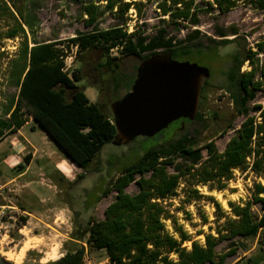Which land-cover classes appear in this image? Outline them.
I'll use <instances>...</instances> for the list:
<instances>
[{
    "label": "trees",
    "instance_id": "obj_1",
    "mask_svg": "<svg viewBox=\"0 0 264 264\" xmlns=\"http://www.w3.org/2000/svg\"><path fill=\"white\" fill-rule=\"evenodd\" d=\"M29 1L0 0V60L7 52L3 50L6 41L20 38L19 59L23 61L18 69L16 102L8 112L9 119L0 121V141L6 137L4 129L9 133L17 132L32 117L71 162L81 168L82 172L75 179L79 182L102 149L112 144L117 133L111 101H105L101 94L105 90L103 85L92 83L90 85L97 86L101 94L97 102H92L85 89L78 85L84 79L82 69L65 70L66 51L62 40L36 39L40 22L33 16ZM74 1L80 2L83 22L91 29L78 32L68 43L77 47L75 57L82 64L88 52L100 53L98 65L105 74L111 75L114 91L123 87L129 92L136 79L137 73L129 76L121 72L124 57L144 61L155 53L165 52L182 59L195 51L200 53L220 45L234 46L222 88L229 94L235 112L223 134L230 129L235 133L224 151L217 148L215 140L204 147L196 146L197 141L190 132L146 150L109 181L103 194L115 191L116 195L107 206L104 218L90 217L85 222H75L70 239L64 244L63 256L45 264H83L85 255L92 250H103L109 264H226L227 258L236 254L237 247L232 243L235 247L218 253L219 243L235 237L254 238L264 230V184L254 183L251 199L243 206L229 202L234 217L225 219L217 229V236L207 234L204 244L192 241L189 249L183 247V243L190 240L185 231L175 228L179 238L167 231L164 220L172 216L164 202L178 196L182 183L186 184L183 191L187 185H192V194L198 199L203 195L197 186L223 191L233 178L234 169L264 174V104L253 103L258 92L264 91V58L258 57L264 54V41L256 43L257 49H253L234 31L233 38L222 33L219 40L208 38L210 43L205 46L202 41L196 42V37L190 40L193 36L190 34L189 38L177 40L169 36L165 28L148 37L139 28L129 31L126 26L131 20L128 15L131 7H135L141 18L143 0H106L105 4L99 3L101 0ZM239 1L264 11V0H209L208 4L225 13ZM158 9L162 20L167 22L168 17L177 29L200 23V6L196 0H162ZM107 12L113 13L118 21L101 28L99 21ZM193 33L200 34V31L196 29ZM246 62L251 68L243 71ZM1 74L0 63V78ZM203 83L206 85L207 79ZM238 116H243L244 120L236 129L233 122ZM203 119L199 110L195 121ZM183 120L188 119L173 124ZM29 158L30 155L24 157V162L16 166L17 171L25 172ZM169 167L173 168L172 172ZM133 183L137 191L131 194L126 187ZM208 198L216 202L214 197ZM253 204L260 205V213L252 211ZM216 205L219 208V203ZM172 254L176 255L175 259ZM260 260L264 257L247 259L253 264Z\"/></svg>",
    "mask_w": 264,
    "mask_h": 264
},
{
    "label": "rangeland",
    "instance_id": "obj_2",
    "mask_svg": "<svg viewBox=\"0 0 264 264\" xmlns=\"http://www.w3.org/2000/svg\"><path fill=\"white\" fill-rule=\"evenodd\" d=\"M129 1V0H126ZM139 1V0H135ZM162 0H143L141 6V18L135 7H131L128 15L127 28L139 31L148 37L155 36L161 28H165L169 36L177 40L189 38L202 41L209 45L208 38L220 39L222 33H227V38H233L232 33L247 40L248 46L257 49L256 43L264 41V11L254 8L248 2L239 1L238 4L223 13L215 6L208 4L209 0H196L200 6L197 26L177 29L166 17L162 20L158 3ZM106 0H101L105 4ZM33 16H37L40 26L36 31L38 41L59 39L62 40L66 51L65 59L69 71L81 68L83 80L78 85L85 89L92 102H97L102 94L105 101H113L127 93L121 87L114 91L111 75L105 74L98 64L101 60L99 52H88L85 63H81L75 57L77 47L70 45L68 39L78 32L89 31L81 17L80 2L74 0H30ZM113 13H105L99 21L101 28H108L117 22ZM200 34H194V30ZM21 39L7 40L0 63L2 74L0 78V121L9 119L8 112L14 106L18 93V74L23 61L19 59ZM234 46H216L213 49H205L203 52H193L192 55L179 60L197 62L206 66L211 71L208 83L202 86L199 100V110L204 119L202 121L183 120L169 125L161 134L153 137H137L127 145L115 146L107 144L100 152L97 159L85 172V177L75 182L77 175L82 172L65 155L62 149L39 128L32 117L26 125L17 132L9 133L4 129L6 137L0 141V182L7 186L4 189V198L0 203L7 204L8 218L5 222L9 226V242L0 247V256L11 264H45L55 261L63 256L64 244L70 239L75 222H85L90 217L104 218L105 210L115 198L116 192L104 195L103 191L109 181L116 176L124 166L139 158L146 150L164 143L169 139L179 137L185 132H190L197 141L198 147H204L206 143L215 140L217 148L224 151L226 144L234 135L235 130L230 129L223 134L230 119L234 117V106L229 94L222 88L226 83V71L231 65V53ZM163 49H159L162 51ZM116 54V52H114ZM259 59L264 58L260 54ZM142 61L134 57H124L121 60L120 70L126 75H135ZM246 62L242 70L250 69ZM18 70V71H17ZM103 80L107 81L105 84ZM103 85V93L97 86ZM255 104H264V91L258 92ZM198 110V111H199ZM244 120L238 116L233 122L234 128H239ZM1 130V129H0ZM206 154V151L203 150ZM26 155H30L29 164L23 175H20L16 166L23 161ZM32 160V161H31ZM24 162V161H23ZM31 163V164H30ZM28 168V169H27ZM173 171L172 167L168 168ZM233 178L228 187L223 191H209L208 186H197L203 195L196 199L192 194V185L181 184L179 194L166 200V206L171 218L165 219L167 231L179 238L176 227H180L187 233L190 240L183 243L188 249L192 241L205 243V236L211 234L217 236V229L224 223L227 217H234L233 209L229 202L243 206L252 196L255 182L264 184V174L257 175L251 170L241 171L234 169ZM75 182V183H74ZM126 191L133 194L137 191L133 183L126 187ZM214 197L219 203L212 201ZM260 205L253 204L252 211L260 213ZM234 243L237 252L230 255L226 264H253L247 259H261L264 257V230L259 236L244 239L235 237L219 243L216 247L218 253L227 251ZM247 252L246 256H242ZM173 259L176 258L172 254ZM83 264H109L103 250L88 251ZM210 264V263H206ZM258 264H264L260 260Z\"/></svg>",
    "mask_w": 264,
    "mask_h": 264
},
{
    "label": "water",
    "instance_id": "obj_3",
    "mask_svg": "<svg viewBox=\"0 0 264 264\" xmlns=\"http://www.w3.org/2000/svg\"><path fill=\"white\" fill-rule=\"evenodd\" d=\"M208 67L159 52L142 61L129 92L110 105L115 146L153 137L180 119L195 120ZM0 264H11L0 256Z\"/></svg>",
    "mask_w": 264,
    "mask_h": 264
},
{
    "label": "built area",
    "instance_id": "obj_4",
    "mask_svg": "<svg viewBox=\"0 0 264 264\" xmlns=\"http://www.w3.org/2000/svg\"><path fill=\"white\" fill-rule=\"evenodd\" d=\"M69 67L67 65V59H65V70H68ZM5 183L0 182V199L4 198V189L6 188ZM10 209V206L7 204L0 203V247H2L5 243L8 244L10 236H9V226L5 222L6 218H8L7 210Z\"/></svg>",
    "mask_w": 264,
    "mask_h": 264
},
{
    "label": "crops",
    "instance_id": "obj_5",
    "mask_svg": "<svg viewBox=\"0 0 264 264\" xmlns=\"http://www.w3.org/2000/svg\"><path fill=\"white\" fill-rule=\"evenodd\" d=\"M31 161H32V160H31ZM30 164H31V163H30ZM27 169H28V168H27ZM23 174H24V173H22V174H20V175H23ZM258 236H259V234L257 235V239H258ZM246 254H247V252H244L243 255H241L239 258H241L242 256H246ZM242 261H243V260H241V262H242ZM241 262H240V263H241ZM240 263H239V264H240Z\"/></svg>",
    "mask_w": 264,
    "mask_h": 264
}]
</instances>
